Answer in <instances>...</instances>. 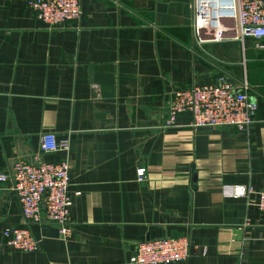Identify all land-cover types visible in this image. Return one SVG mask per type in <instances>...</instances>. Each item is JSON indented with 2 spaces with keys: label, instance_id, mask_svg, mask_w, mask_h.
<instances>
[{
  "label": "crops",
  "instance_id": "0c3cea01",
  "mask_svg": "<svg viewBox=\"0 0 264 264\" xmlns=\"http://www.w3.org/2000/svg\"><path fill=\"white\" fill-rule=\"evenodd\" d=\"M29 0H0V174L17 159L67 161L71 233L27 224L0 182V264H128L137 244L185 237L175 264H264V212L224 184L264 189V49L253 40L193 34L194 0H79L83 15L49 29ZM220 79L258 110L247 129L164 126L173 91ZM67 139L43 153L41 136ZM145 169L138 181L137 170ZM28 226L39 241L23 253L2 230Z\"/></svg>",
  "mask_w": 264,
  "mask_h": 264
},
{
  "label": "built area",
  "instance_id": "2783aa9c",
  "mask_svg": "<svg viewBox=\"0 0 264 264\" xmlns=\"http://www.w3.org/2000/svg\"><path fill=\"white\" fill-rule=\"evenodd\" d=\"M28 8L47 28H59L72 22L75 26L83 15L79 0H29ZM192 30L198 42L202 31H210L213 41L225 39L223 21H232L233 38L253 40L256 47L264 49V0H194ZM264 77V69H263ZM246 82L239 87L220 79L216 84L192 85L173 91L166 101V128L174 126L178 115L188 113L190 126L232 127L247 129L258 110L255 100L247 93ZM40 149L43 153L68 151L67 139H58L54 133L41 136ZM138 181L145 178V169L137 171ZM10 182L27 224H37L43 219L57 225L59 233L67 238L71 233L69 209L72 197L80 192L70 193V168L67 161L47 162L40 158L17 159L7 173L0 174V182ZM223 197L245 198L248 203L264 212V189L255 190L251 186L240 187L224 184ZM4 243L23 253L40 249L28 228L7 227L2 230ZM189 256V242L185 237L162 238L141 242L136 245L128 264H175Z\"/></svg>",
  "mask_w": 264,
  "mask_h": 264
}]
</instances>
